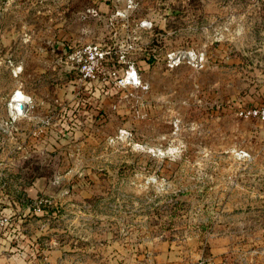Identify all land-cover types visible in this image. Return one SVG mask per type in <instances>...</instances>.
Instances as JSON below:
<instances>
[{"label": "rangeland", "instance_id": "rangeland-1", "mask_svg": "<svg viewBox=\"0 0 264 264\" xmlns=\"http://www.w3.org/2000/svg\"><path fill=\"white\" fill-rule=\"evenodd\" d=\"M263 103L264 0H0V259L144 262L136 229L264 175Z\"/></svg>", "mask_w": 264, "mask_h": 264}, {"label": "crops", "instance_id": "crops-1", "mask_svg": "<svg viewBox=\"0 0 264 264\" xmlns=\"http://www.w3.org/2000/svg\"><path fill=\"white\" fill-rule=\"evenodd\" d=\"M15 90V87L12 91L9 89V96ZM10 102L12 103L11 99ZM17 119L21 118H6L3 122L0 119V124H11L17 122ZM254 171L234 173L233 178L226 181L224 174L219 176L217 186L220 192L216 195L218 212L215 215L204 207L200 221L193 224L185 222L175 233H170L172 229H156L152 226L148 230L150 243L147 247L141 246V240L146 238L145 232L136 229L132 232L137 236L136 242L124 243L125 246H130V252L135 251L136 255L142 251L147 252L148 258L139 264H185L189 259L201 255L206 257L209 264H264V175H259L256 169ZM208 182L210 184L207 188L215 187L212 182ZM0 201L2 211L6 213H9L10 206L15 203L10 196L8 200L0 197ZM176 219H179L177 215L170 216L172 226L175 225L173 221ZM106 241L107 244L110 242L109 247L119 249L118 243H114L113 233L107 234ZM13 258L17 264H23L21 259L18 260L16 256ZM12 261L13 259L10 263ZM0 264H6L5 260L0 259ZM98 264L110 263L105 259L103 263L99 261ZM111 264L130 263L120 260Z\"/></svg>", "mask_w": 264, "mask_h": 264}, {"label": "built area", "instance_id": "built-area-1", "mask_svg": "<svg viewBox=\"0 0 264 264\" xmlns=\"http://www.w3.org/2000/svg\"><path fill=\"white\" fill-rule=\"evenodd\" d=\"M87 49L89 52H92L93 59L101 58L105 53L97 45H90ZM128 78L131 80H135L137 78L135 70L128 75ZM14 106L15 108L13 109H21L24 106V102L18 100ZM245 115L257 117V119H259L264 124V103L257 108L245 111ZM3 220V217L0 216V225H3ZM185 264H209V261L206 259V257L201 255L197 258L189 259L185 262Z\"/></svg>", "mask_w": 264, "mask_h": 264}, {"label": "bare ground", "instance_id": "bare-ground-1", "mask_svg": "<svg viewBox=\"0 0 264 264\" xmlns=\"http://www.w3.org/2000/svg\"><path fill=\"white\" fill-rule=\"evenodd\" d=\"M14 100H19V101H23V99L21 98V96H19V95H15V97H14Z\"/></svg>", "mask_w": 264, "mask_h": 264}]
</instances>
